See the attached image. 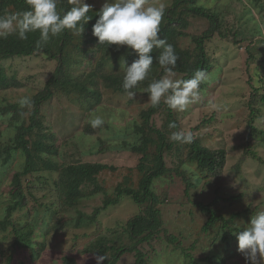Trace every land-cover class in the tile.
Returning a JSON list of instances; mask_svg holds the SVG:
<instances>
[{"label": "trees", "instance_id": "16d2710c", "mask_svg": "<svg viewBox=\"0 0 264 264\" xmlns=\"http://www.w3.org/2000/svg\"><path fill=\"white\" fill-rule=\"evenodd\" d=\"M200 1L173 0L167 5L160 36L173 45L179 57L174 69L179 79H191L198 69L205 72L207 79L200 86L201 94L204 96L202 89L211 85L215 88L224 78V72L219 78H215L223 67L216 70V67L221 64L214 58L216 54L210 53L207 44L212 39L216 40L217 37L220 38L219 41L229 40L232 43L240 40L236 39L237 33L222 22L220 13L210 6L201 4ZM28 7L26 0H0V15L21 12L27 10ZM57 7L58 11L63 14L70 10L72 5L68 3V0H58ZM102 8L91 7L88 15L92 16V19L84 25L82 33L74 34L66 30L42 47H37L36 43L39 39V32L29 33L26 40H20L16 35L0 39V93L24 86L23 80L18 78L17 73L9 74L8 67L4 65L7 60L44 56L55 63L45 84L29 98L32 101L30 106L21 108L18 102L4 100L5 103H2L0 100V119L8 118V124L0 123V184L5 180V176H8L2 187L3 191L0 192L4 197V212L0 217V234L7 231L11 225L16 236L13 245L17 248L23 245L31 246L35 230L37 228L42 230L39 227L41 222L46 223L47 226V218L53 219L58 215L65 217L71 209L76 212L75 217H71L72 214L67 216L70 217L68 220L61 217L55 227L48 228L47 233L53 229L59 230L65 227L89 228L98 222V215L103 210L118 204L121 197L128 196L134 204L140 207V211L127 220L122 228L114 230L111 228L110 234H97L89 241V246L85 250L99 254L110 252L111 260L106 258L102 264H117L121 255L126 252L135 253L133 264H146V254L138 245L144 242L150 243L153 238L160 239L158 233L163 221V209L159 206L171 201L167 192L162 198V194L157 191L156 180L163 178L170 184L180 183L184 187L186 200L182 202V205L185 210L188 209L194 215L195 208H198L204 213L207 221L202 230L206 231L211 228L215 230V238L226 244L227 252L230 251L232 242L237 240L235 233L244 230L236 221L242 216V211H231L227 217L222 214L226 207L222 205L224 202L237 201L242 194L226 196L222 190L216 189L213 191L215 196L205 200L198 192L201 182L210 185L213 179L218 178L226 166L228 152L224 146L210 148L205 143L206 140L203 141L197 134H193L194 141L191 144L171 141L169 136L172 131L181 129L191 131L183 127V112L169 109L163 101L157 107L150 104L140 113L141 121H135L132 132L117 131L107 140L98 135V147L91 150L92 153H102L116 148L139 156L135 184L133 177L125 176L124 181L116 186L115 195L107 193L102 185L103 180L99 179L103 171L113 170L114 166L73 157V153L68 159L61 158L62 146H69V144L58 139L53 124L42 112L44 106L56 94H61L74 101L78 100L84 110H96L102 105L105 90L125 93L122 83L126 66L138 58L136 53L127 46L111 45L108 47L99 44L98 38L92 34V27ZM195 17L208 22L206 28L199 34L188 31L191 19ZM187 37L190 38L192 48L190 45V47H182L180 43ZM260 39H262L260 45H264V37H258L256 40L249 39L251 43L248 51L250 46L256 45ZM161 51L162 49H154L151 53L153 56L152 70L149 77L139 84L136 93L149 95L144 92V89L152 80L160 79L164 75V70L158 64ZM249 53V58L263 55L259 59H254L261 66L260 86L248 81L246 87L250 94L247 106L251 121L254 122L261 113L259 104H264V50H257L256 53L250 50ZM249 64L240 61L238 67H242V72L249 71ZM211 73H214L213 77ZM157 116L161 117L159 124L155 122ZM171 122L176 123L175 129L169 128ZM1 125L6 127L3 128ZM105 126H107L106 122L101 127L93 128L89 121L85 132L93 135L99 133ZM249 127L253 130L252 124ZM5 128L8 130V136L4 132ZM254 130L257 128L254 127ZM261 133L263 134L264 131L261 130ZM250 136L248 134V137ZM8 138H11L10 141H6ZM253 152L254 150L248 147L241 161L248 153ZM168 154L177 157L172 167L168 166L166 160ZM15 161H18V167L12 165ZM185 165H194L195 172L186 171ZM36 182L40 185L38 186ZM35 188L40 191L50 189L59 201L47 202L45 199L48 195L37 196L34 192ZM101 191L105 193L101 206L94 208L90 214L79 209L84 200L93 198ZM31 200L34 201V205L30 209L28 204ZM24 209H28L26 224L16 225L12 218L16 212ZM183 211L179 209L176 213L180 214ZM176 239V236L165 238L174 243L175 249H180L181 255L195 261L194 255L186 253V248L181 247ZM196 242L197 240L192 243V249L196 246ZM34 251L33 249L32 252ZM0 252H2L1 246ZM236 252H239L238 248ZM7 258L11 263L12 255H8ZM203 259L211 262L214 260L213 256H206ZM217 259L221 263L226 261L225 257L220 254L217 255ZM63 261L66 264H76V256L65 254Z\"/></svg>", "mask_w": 264, "mask_h": 264}, {"label": "rangeland", "instance_id": "374dc122", "mask_svg": "<svg viewBox=\"0 0 264 264\" xmlns=\"http://www.w3.org/2000/svg\"><path fill=\"white\" fill-rule=\"evenodd\" d=\"M172 1L164 0L166 5ZM85 2L94 7H103L105 4L113 3L114 0H85ZM200 3L212 7L213 10L220 13L222 22L237 33L236 39L240 41L237 43H232L229 40L219 41L220 38L217 37L216 40L212 39L207 44L210 53L214 52L216 54L214 58L222 65H218L216 70L223 67V70H220L215 78H219L222 72H224V78L219 86L213 88L211 85L202 89L204 96L201 94L198 102L183 111V127L191 130L193 134L199 135L203 141L206 140L205 143L212 149L226 147L228 160L224 170L218 175V178L212 180L210 185L201 182L198 192L203 195L202 198L205 200L215 196L213 191L216 189L222 190L226 196L242 194L237 201L224 202L222 206L226 207L222 214L229 217L231 211H242V216L238 217L236 221L245 229L250 224L253 215L264 211V133H261V130L264 131V104H259L261 113L257 120L252 122L247 106L250 94L246 88L248 81L258 86L261 83L259 76L261 66L254 59H259L263 55L249 58V51L256 53L257 50H264V45H260L262 39L257 41L256 45H251L249 51L248 46L251 43L249 39L256 40L258 37H264V0H201ZM207 23L205 19L192 18L188 31L199 34L206 28ZM242 39L246 40L241 41ZM180 43L182 47L190 45L192 48L189 37L182 39ZM240 61L250 63L249 71L242 72V67H238ZM214 62L216 61L214 60ZM4 65L8 67L9 74L17 73L18 78L23 80L24 86L0 93L2 103H5L4 100L18 102L22 97L31 98L34 96L45 84L55 63L44 56H32L10 59L4 62ZM213 76L214 73H211V77ZM174 78L179 79V76L175 74ZM102 101V105L96 110L87 111L79 105L78 100L74 101L72 98L56 94L44 106L42 112L53 124L58 139L67 142L70 146H62V159L70 158L73 153V157L114 166L113 170L103 171L99 175V179L103 180L102 185L107 193L115 195L116 186L124 181L125 176L133 177L135 184L139 156L130 151L116 148L102 153H92L91 150L98 147L99 136L107 140L117 131L132 132L135 121H141L140 113L150 105L149 95L136 93L132 99L126 93L107 89L103 94ZM97 115L104 118L107 126L99 133L86 134L87 124ZM160 118L157 116L155 122L159 124ZM0 123L8 124V118H1ZM250 124H252L253 130L249 127ZM254 127L257 130H254ZM4 132L8 136L6 128ZM248 134L251 136L248 137ZM10 139L8 138L6 141H10ZM248 147L254 152L248 153L246 158L241 161ZM166 160L168 166L172 167L177 157L168 154ZM12 165L18 167V161ZM6 177L8 176H5V180L0 184V192L3 191L2 187L6 183ZM36 184L40 185L39 182ZM41 185L43 186L42 183ZM156 188L158 193L162 194V198L165 197L163 194L167 192L171 201L159 206L163 209V221L158 233L160 239L153 238L150 243L144 242L138 245L146 254V264H247L244 255L236 252L238 239L232 242L231 249L227 252L226 244L215 238V230L212 228L206 231L202 230L207 221L206 215L198 208H195L194 215L188 209L185 210L182 205V202L186 200L185 190L180 183L170 184L168 180L161 178L156 180ZM34 192L39 197L47 194L48 198L45 199L47 202L59 201L50 189L40 191L35 188ZM104 198L103 191L96 193L93 198L84 200L79 209L90 214L94 208L103 204ZM3 199L4 197L0 193V217L4 212ZM28 205L31 209L34 201H29ZM179 209L184 211L177 214ZM139 211L140 207L134 204L132 199L123 196L118 204L110 206L98 215L99 224L97 222L89 228L65 227L59 230L53 229L47 233L48 228L55 227L62 216L58 215L53 219L47 218L48 225L41 222L39 227L42 230L39 228L35 230L32 237L33 245H23L19 248L13 245L16 236L10 225L7 231L0 234V246L4 252V255L0 252V264H66L63 261L65 254L75 255L76 264H96L95 257L105 254L111 260L112 255L108 251L104 254L86 251L89 241L99 233L110 234L111 228L113 230L122 228L126 221ZM27 214L28 209L20 210L14 214L12 220L16 225L23 226L26 224ZM70 214H72L71 217L76 216V212L72 209L67 216ZM67 216L62 219L68 220L70 217ZM170 236H176V242L186 248V253L193 254L194 260L197 262L190 257L181 255L180 249L174 248V243L165 240ZM195 240H197L196 246L192 249L191 246ZM33 249L34 252H32ZM10 254L13 257L11 263L7 258ZM134 254V252L124 253L117 264H133ZM218 254L225 257L226 261L218 262ZM206 256H213L214 260L211 262L203 259ZM260 264H264V260Z\"/></svg>", "mask_w": 264, "mask_h": 264}, {"label": "clouds", "instance_id": "9594fccd", "mask_svg": "<svg viewBox=\"0 0 264 264\" xmlns=\"http://www.w3.org/2000/svg\"><path fill=\"white\" fill-rule=\"evenodd\" d=\"M27 10L7 15H0V39L16 35L20 40L28 39L29 33L39 32L37 47H42L52 38L66 30L82 33L84 25L92 19L88 13L91 5L85 0H68L71 9L61 14L58 0H26ZM167 5L164 0H114L105 4L98 13V19L92 27V34L101 45L127 46L137 55L126 66L122 88L129 98H134L141 82L145 81L152 70L154 49H162L158 64L164 70L160 79L152 80L144 92L149 93V103L157 107L162 101L169 109L185 111L201 97L200 86L207 79L203 70H196L191 79H175L174 69L179 59L173 45L161 38V24ZM21 108L30 106L28 97L18 100ZM105 123L102 116L90 120L93 128ZM175 122L169 128L175 129ZM169 139L180 144H191L194 135L183 129L172 131ZM188 172H195V166H184ZM238 239V251L247 264H260L264 260V211L253 215L250 224L243 231L235 233ZM107 255H97L96 264H102Z\"/></svg>", "mask_w": 264, "mask_h": 264}]
</instances>
